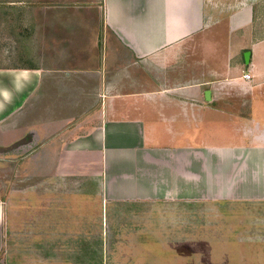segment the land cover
I'll list each match as a JSON object with an SVG mask.
<instances>
[{"label":"crops","instance_id":"1","mask_svg":"<svg viewBox=\"0 0 264 264\" xmlns=\"http://www.w3.org/2000/svg\"><path fill=\"white\" fill-rule=\"evenodd\" d=\"M17 35L0 264H191L192 199L197 264H264V0H38Z\"/></svg>","mask_w":264,"mask_h":264},{"label":"rangeland","instance_id":"2","mask_svg":"<svg viewBox=\"0 0 264 264\" xmlns=\"http://www.w3.org/2000/svg\"><path fill=\"white\" fill-rule=\"evenodd\" d=\"M38 0H0V67H8L20 65L23 62L28 61V55L25 51L19 48L20 39L17 33L22 30L23 27L29 26L32 20L33 8H37ZM22 55L25 57L23 58ZM2 149V150H1ZM6 145H0V197L6 198V194L2 193L5 191V187L8 185L14 186L16 188H29V184L35 183L37 177H30L29 175L23 173V169H19L22 166V161H13L12 158L6 160L7 153ZM23 153V152H22ZM19 153L18 155H21ZM17 157V156H16ZM191 234H193V240L190 242L191 250V264H197V249L198 242V202L192 199L191 201ZM69 246V244H68ZM186 247V246H185ZM62 251H58L57 254L69 253L68 247L63 243L61 245ZM67 248V249H65ZM38 248H36L37 250ZM186 249V248H185ZM34 250V249H33ZM86 251V250H85ZM39 255V253L37 252ZM42 254V253H40ZM107 257L108 253L106 252ZM101 257V256H100ZM95 258L94 264H102V262L107 263L108 258L104 255L101 258ZM39 257H36L37 260ZM57 264H64L71 260L67 257H61ZM113 259V257H112ZM49 259L48 261H50ZM75 260V259H74Z\"/></svg>","mask_w":264,"mask_h":264},{"label":"water","instance_id":"3","mask_svg":"<svg viewBox=\"0 0 264 264\" xmlns=\"http://www.w3.org/2000/svg\"><path fill=\"white\" fill-rule=\"evenodd\" d=\"M205 97L208 99L210 98V90H206L205 92Z\"/></svg>","mask_w":264,"mask_h":264},{"label":"built area","instance_id":"4","mask_svg":"<svg viewBox=\"0 0 264 264\" xmlns=\"http://www.w3.org/2000/svg\"><path fill=\"white\" fill-rule=\"evenodd\" d=\"M245 78H249V74H244L243 75Z\"/></svg>","mask_w":264,"mask_h":264}]
</instances>
